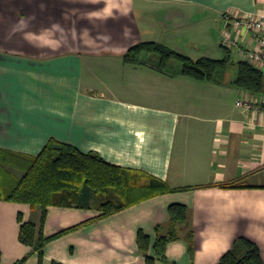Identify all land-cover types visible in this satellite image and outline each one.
<instances>
[{"label":"crops","instance_id":"obj_1","mask_svg":"<svg viewBox=\"0 0 264 264\" xmlns=\"http://www.w3.org/2000/svg\"><path fill=\"white\" fill-rule=\"evenodd\" d=\"M226 13L264 16V0H0V153L36 156L60 141L180 188L52 239L43 264H167L148 262L137 239L146 232L155 254L156 225L173 203L189 213L169 261L217 264L242 237L264 261V110L237 105L252 93L227 83L234 70L207 81L124 60L143 41L221 59ZM241 43L257 46L250 34ZM41 214L0 197V264L28 254L22 264H39L19 217L39 224ZM97 215L94 205L49 206L44 234Z\"/></svg>","mask_w":264,"mask_h":264},{"label":"trees","instance_id":"obj_2","mask_svg":"<svg viewBox=\"0 0 264 264\" xmlns=\"http://www.w3.org/2000/svg\"><path fill=\"white\" fill-rule=\"evenodd\" d=\"M221 59L208 56L193 58L175 51L165 44L143 41L131 46L124 60L126 63L141 66L150 65L168 75H182L196 80L213 81L234 63L233 50L222 44ZM178 61V62H176ZM235 73L228 84L252 94H264V71L246 59L236 63ZM16 170H22L19 176ZM224 187L241 186L238 180L221 184ZM182 189V188H181ZM180 190L171 187L165 180L114 165L105 161L99 154L83 153L75 146L60 141H50L36 156H23L16 153H0V197L6 201L27 203L42 211L40 223L24 221L22 216L20 240L38 253L39 264H43L46 244L96 219L105 218L130 206L152 197ZM94 207L99 215L88 221L64 229L52 236H45L44 223L49 206ZM189 208L181 203L169 206V220L156 225L155 254H150V236L138 232L139 250L146 260H157L167 264V245L180 238V225L186 223ZM193 250V230L186 235ZM30 254L14 264L24 263ZM1 259V251H0ZM52 264H63L53 261ZM217 264H264L261 249L257 243L240 238L234 247L225 253Z\"/></svg>","mask_w":264,"mask_h":264},{"label":"built area","instance_id":"obj_3","mask_svg":"<svg viewBox=\"0 0 264 264\" xmlns=\"http://www.w3.org/2000/svg\"><path fill=\"white\" fill-rule=\"evenodd\" d=\"M224 18L228 25L223 44L235 51L241 59L253 64H264V16L252 13H226ZM229 25L233 26V30ZM245 34H250L252 39L257 41L255 48L242 45L241 38ZM237 105L264 110V96L251 94L245 99L237 100Z\"/></svg>","mask_w":264,"mask_h":264},{"label":"rangeland","instance_id":"obj_4","mask_svg":"<svg viewBox=\"0 0 264 264\" xmlns=\"http://www.w3.org/2000/svg\"><path fill=\"white\" fill-rule=\"evenodd\" d=\"M193 58H198V57H193ZM176 62H178V61H176ZM179 63V62H178ZM180 64V63H179ZM232 70H234V71H236V69H235V67H234V65H233V67H232V65L231 66H229L228 67V69L226 70V71H223V73H221V72H219L218 74H217V77L220 79V78H222L223 76L224 77H226V75H228Z\"/></svg>","mask_w":264,"mask_h":264}]
</instances>
